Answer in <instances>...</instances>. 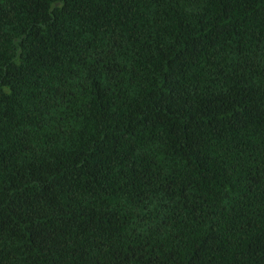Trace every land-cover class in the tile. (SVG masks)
I'll return each instance as SVG.
<instances>
[{"label": "trees", "instance_id": "obj_1", "mask_svg": "<svg viewBox=\"0 0 264 264\" xmlns=\"http://www.w3.org/2000/svg\"><path fill=\"white\" fill-rule=\"evenodd\" d=\"M0 264H264V0H0Z\"/></svg>", "mask_w": 264, "mask_h": 264}]
</instances>
